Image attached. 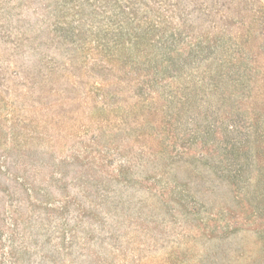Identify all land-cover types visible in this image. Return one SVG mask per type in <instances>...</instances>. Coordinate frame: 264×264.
Returning <instances> with one entry per match:
<instances>
[{"label": "trees", "instance_id": "obj_1", "mask_svg": "<svg viewBox=\"0 0 264 264\" xmlns=\"http://www.w3.org/2000/svg\"><path fill=\"white\" fill-rule=\"evenodd\" d=\"M157 212L264 258V0H0V264L141 262Z\"/></svg>", "mask_w": 264, "mask_h": 264}, {"label": "rangeland", "instance_id": "obj_2", "mask_svg": "<svg viewBox=\"0 0 264 264\" xmlns=\"http://www.w3.org/2000/svg\"><path fill=\"white\" fill-rule=\"evenodd\" d=\"M174 179L183 184V169L179 170L177 174L171 175L170 180L175 182ZM157 214L161 216L160 221L163 219L167 220L169 223L168 226L164 228L160 225L154 226L152 232L153 236L158 238V242L153 245L150 252L141 253V256H143L141 262H139L138 259L131 258L132 260L130 261V264H183V259H185L183 257V238H176L179 233L178 229H180L181 232L183 231V229L180 228L183 224H179V228H175L174 226L176 225L173 223L176 222L175 219L170 218L167 214L162 215L160 212H157ZM239 237L241 244L239 247L245 254L242 262L245 263L246 260L248 262V259L252 257L257 261L260 260L259 264H264L262 250L256 239L250 235L245 236V234L242 236L240 235ZM203 251L204 248L198 245L190 251V255L195 258ZM134 260L137 262H134ZM187 264H195V259L189 258Z\"/></svg>", "mask_w": 264, "mask_h": 264}]
</instances>
